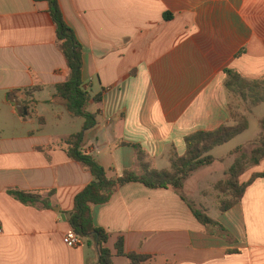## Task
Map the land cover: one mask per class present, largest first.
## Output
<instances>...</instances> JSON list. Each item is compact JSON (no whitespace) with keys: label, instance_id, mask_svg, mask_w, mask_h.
I'll return each mask as SVG.
<instances>
[{"label":"crops","instance_id":"crops-1","mask_svg":"<svg viewBox=\"0 0 264 264\" xmlns=\"http://www.w3.org/2000/svg\"><path fill=\"white\" fill-rule=\"evenodd\" d=\"M59 3L83 46V80L93 94L102 92V101L89 105L99 111L98 124L84 133L82 152L109 179L141 174L133 146L162 170L185 154L187 136L228 124L225 70L264 79V0ZM67 78L48 4L0 0V264H98L92 241L75 248L63 241L72 228L62 217L72 215L75 197L93 181L60 145L82 130L69 121L80 131L58 132L67 117L54 87ZM36 86L41 91L27 96ZM257 174L264 161L241 182ZM14 190L43 192L51 207L22 204L8 193ZM92 214L110 235L113 264H131L117 254L121 238L126 253L152 256L143 264H264V177L228 212L217 207L213 218L224 231L203 227L174 190L140 183L121 187Z\"/></svg>","mask_w":264,"mask_h":264},{"label":"trees","instance_id":"trees-1","mask_svg":"<svg viewBox=\"0 0 264 264\" xmlns=\"http://www.w3.org/2000/svg\"><path fill=\"white\" fill-rule=\"evenodd\" d=\"M45 2L49 6V13L57 29L58 46L64 55L68 66V78L64 83L57 84L54 89L53 99L60 101L66 111L75 118L84 120L82 130L72 134L61 142V146L68 157L81 163L93 176V181L85 187L74 199V208L69 219L72 231L84 242L92 241L97 246L98 264H113V253L108 247L109 233L99 228L94 223L92 209L94 206L108 204L115 193L131 183H140L152 190L172 189L188 204L195 218L205 228L212 230L224 229L210 215L206 206L189 202L184 196L186 182L200 169L212 166L216 159L212 152L243 134L249 127V118L235 111L234 102L240 100L250 107H259L264 104V79L251 81L232 69L225 70V89L228 93L231 119L214 131H198L184 139L186 151L183 156L174 155L170 160V167L162 170L153 168L146 152L140 146H133L136 151L141 174L126 172L117 179H109L106 169L93 156L85 154L82 149L84 133L94 129L98 124L99 111H89L91 103L102 101V92L93 94L92 88L83 80V46L74 30L67 24L59 0H36ZM41 91L40 87L26 90L27 96ZM44 121V119H42ZM261 135L252 144L250 151L239 147L231 153L233 162L225 171V178L213 185L218 195V211L222 214L228 212L242 202L249 185L256 179L264 177L257 174L249 183H242V176L251 168L257 167L264 161V119L260 122ZM19 202L25 205H37L42 203L45 208L50 204L43 200V192H24L14 190L8 192ZM50 196L53 192H50ZM117 254L126 257L131 264H143L150 259V255L138 253H126L124 242L121 238L116 245Z\"/></svg>","mask_w":264,"mask_h":264},{"label":"rangeland","instance_id":"rangeland-1","mask_svg":"<svg viewBox=\"0 0 264 264\" xmlns=\"http://www.w3.org/2000/svg\"><path fill=\"white\" fill-rule=\"evenodd\" d=\"M233 106L235 111L248 116V129L229 143L214 149L212 155L218 162L212 167L194 173L186 183L185 195L190 197L192 203L198 206H206L212 217L217 214L219 203L218 195L214 191L213 185L225 178V171L232 163L230 154L239 147H244L245 151H250L253 147L252 144L255 143L261 135L260 122L264 119V105L254 108L250 107L249 104L236 100ZM60 111L67 117V119L62 121L59 125L58 132L60 134H70L79 130V128L76 130L73 128L72 130L69 121L74 122L76 126L78 124L83 126L84 120L82 118L72 117L65 111L64 107H61ZM56 120L51 121L52 125L50 127L56 123ZM161 167V165L157 166L158 169H161Z\"/></svg>","mask_w":264,"mask_h":264},{"label":"built area","instance_id":"built-area-1","mask_svg":"<svg viewBox=\"0 0 264 264\" xmlns=\"http://www.w3.org/2000/svg\"><path fill=\"white\" fill-rule=\"evenodd\" d=\"M63 241L69 248H75L83 244V240L72 230L65 235Z\"/></svg>","mask_w":264,"mask_h":264},{"label":"water","instance_id":"water-1","mask_svg":"<svg viewBox=\"0 0 264 264\" xmlns=\"http://www.w3.org/2000/svg\"><path fill=\"white\" fill-rule=\"evenodd\" d=\"M70 217H71V215H66V216H63L62 218L64 220V219H69Z\"/></svg>","mask_w":264,"mask_h":264}]
</instances>
